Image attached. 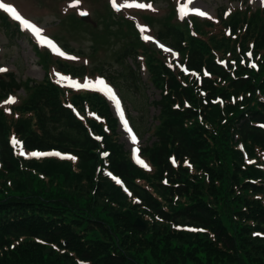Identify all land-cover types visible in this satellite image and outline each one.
Returning a JSON list of instances; mask_svg holds the SVG:
<instances>
[{
	"label": "trees",
	"instance_id": "trees-1",
	"mask_svg": "<svg viewBox=\"0 0 264 264\" xmlns=\"http://www.w3.org/2000/svg\"><path fill=\"white\" fill-rule=\"evenodd\" d=\"M171 19L158 37L179 59L123 26L134 84L146 86L144 67L160 91L147 168L133 162L105 97L60 85L48 53L38 54L42 81L0 78V103L24 93L0 106V264H264V7L218 24Z\"/></svg>",
	"mask_w": 264,
	"mask_h": 264
},
{
	"label": "rangeland",
	"instance_id": "rangeland-1",
	"mask_svg": "<svg viewBox=\"0 0 264 264\" xmlns=\"http://www.w3.org/2000/svg\"><path fill=\"white\" fill-rule=\"evenodd\" d=\"M0 2L14 6L23 18L42 30L41 36L54 41L56 48L64 53L61 56L42 43L31 30L24 29L19 21L17 22L23 30L22 34L15 33L13 36L6 34V26L0 22V68L7 69L0 72V76L15 72L22 81H42L45 77V68L38 54L45 49L56 54L49 55L53 64L50 71L59 69L56 63L63 58L70 61L68 62L70 64L85 66L90 77L87 80L95 82L98 78L103 79L119 99L124 113L123 119L116 109L115 102L102 91L110 102L113 113L120 119L121 141L135 155L134 149L153 141L151 134H143V129L145 132L147 127L150 128L154 123V117L159 113V108L150 103L160 99V91L148 82L146 70L139 72L146 86L140 91L134 84L132 80L134 78L129 71V66L133 67L134 62L126 55L130 50V37L124 32L123 26L126 23L131 24L136 32L139 26L140 29H144L143 32L139 30L143 37H151L146 40L147 43H152L159 50L170 49V52H165L178 59L176 52L158 38V34L166 30L168 22L174 21L171 19L173 16L181 23L188 17L196 16L201 20H212L218 24L221 15L225 19L226 15L237 9L241 11L251 9L252 13L263 5L261 0H193L192 3H188V0H115L119 7L117 10L113 7L112 0H80L75 7H69L75 0H0ZM138 4H150L151 8L137 7ZM181 7H184L187 13L183 19L179 11ZM1 11L8 13L3 9H0V13ZM197 11H202L206 15H197ZM81 12H86L87 15H81ZM220 30L221 27L218 26L216 33ZM59 57L63 58L58 59ZM105 77L111 83L107 82ZM113 80L120 85L121 92L113 85L115 83ZM62 81L65 85L71 86L73 82L83 84L86 80L69 77ZM63 83L61 84L64 85ZM16 95L18 97L15 101L23 96V92L20 91ZM5 102L0 103V106L8 110L10 104ZM125 120L132 130L131 133L123 126ZM136 127L140 131L139 137L136 134ZM132 134L138 141L135 145L131 141ZM134 158L136 159L135 156Z\"/></svg>",
	"mask_w": 264,
	"mask_h": 264
},
{
	"label": "snow or ice",
	"instance_id": "snow-or-ice-1",
	"mask_svg": "<svg viewBox=\"0 0 264 264\" xmlns=\"http://www.w3.org/2000/svg\"><path fill=\"white\" fill-rule=\"evenodd\" d=\"M80 2V0H75V2L71 5H69V7H75L76 5H78ZM193 0H188V3H192ZM112 3H113V7L116 8L117 10H119V7H117L116 3H115V0H112ZM261 3L264 4V0H261ZM124 6V5H121V7ZM137 7H149L151 8V5H144V4H138L136 5ZM0 9H3L4 11L8 12L11 14L12 18L15 19L16 21H19L23 28L24 29H28V30H31V32L41 40L42 43H46L49 47H51L54 51L58 52L59 55L63 56L64 53L63 52H60L58 48H56V46L52 43L51 40H48L46 37H43L41 36V32L42 30L37 27L36 25L32 24L31 22H29L27 19L23 18L22 15L17 11V9L14 7V6H11L7 3H2L0 2ZM180 14H181V19L184 18V15H186L187 13L185 12V8L184 7H181L180 8ZM81 15H87L86 12H81L80 13ZM197 15H200V16H204L206 15V13L202 12V11H197L196 12ZM141 31L143 32L144 29H141ZM143 39L145 40H149L151 39V37L149 36H144ZM163 47V46H161ZM165 51H171L170 49H164ZM175 55V54H174ZM248 57L251 58L252 56V53L249 52L247 53ZM68 59H77L76 57H68ZM85 63H87V61H85ZM171 67V65H169ZM251 67H255V64H251L250 65ZM7 69L5 68H0V72H4L6 71ZM185 71H187L185 69ZM208 73L205 72V75H207ZM60 79H67L66 77H60ZM72 87H75V88H95L97 90H101V91H104L111 100H113L115 102V106H116V109L120 112V116H121V119H123V116H124V113L123 111L121 110V107H120V101L119 99H117L115 93L113 92L112 88L109 87L105 81L101 78H98L95 82L93 81H90V80H86L85 83L83 84H79V83H75L73 82ZM5 103H8V104H11V103H15V98L14 97H9L8 100L5 102ZM124 128L128 130L129 133L132 132V130L129 128L128 126V122L125 120L124 121ZM131 141L132 143L135 145L138 141H137V138L134 134L131 135ZM13 144L14 145H19V142L16 141L15 139H13ZM134 152L136 153V161L137 163L141 164L143 167L147 168V165L139 158V155H138V152H139V149H134ZM20 155H25L24 151H23V147L22 145L20 146ZM32 156H36V157H39V156H47V155H56V156H60L61 154L58 153V152H52V153H38V152H33L31 153ZM104 155L106 156L107 153H104ZM61 158H67V159H75V157H61ZM173 163H175V161H173ZM190 166V165H189Z\"/></svg>",
	"mask_w": 264,
	"mask_h": 264
}]
</instances>
